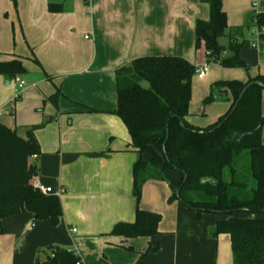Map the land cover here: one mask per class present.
<instances>
[{
	"label": "crops",
	"instance_id": "1",
	"mask_svg": "<svg viewBox=\"0 0 264 264\" xmlns=\"http://www.w3.org/2000/svg\"><path fill=\"white\" fill-rule=\"evenodd\" d=\"M222 1L228 30L221 43L228 46L232 40L243 48L247 35L264 52V40L253 36L264 0ZM50 4L62 5L63 11L51 12ZM209 19V5L201 0H0V63L21 60L26 69L15 78L0 75V123L21 135L27 127L44 124L35 132L42 152L33 160L39 169L35 179L66 189L58 226L39 220L33 226L30 213L3 221L0 264H35L46 258L40 251L48 246L73 251L83 264H136L143 252L144 264H233L230 237L210 235L222 218L198 217L179 201L170 202L181 176L152 165L148 172L157 179L145 184L140 207L161 215L159 235H111L116 224L135 221L133 167L139 159L116 115V71L142 57L172 56L191 63L178 48L192 41L193 31L196 38L197 21ZM201 61L208 62L206 50ZM258 75L264 71L253 77ZM22 82L26 89L16 99ZM58 91L54 104L50 98ZM218 102L223 107L212 115ZM229 108L225 98L208 106L191 100L187 120L205 128ZM8 221L15 230L7 231ZM25 247L27 256L15 260Z\"/></svg>",
	"mask_w": 264,
	"mask_h": 264
},
{
	"label": "trees",
	"instance_id": "2",
	"mask_svg": "<svg viewBox=\"0 0 264 264\" xmlns=\"http://www.w3.org/2000/svg\"><path fill=\"white\" fill-rule=\"evenodd\" d=\"M201 1L209 5L210 19L196 22L197 47L204 44L208 62L250 69L241 57L242 43H221L228 30L223 1ZM49 10L60 13L63 6L50 4ZM256 22L264 26V15L258 14ZM25 73L21 60L0 63V75L15 78ZM195 74L193 64L172 56L138 58L116 71V115L126 125L139 159L133 167L135 221L116 224L111 235L126 239L159 235L161 215L140 207L145 184L157 179L148 172L152 165L181 176L179 193L170 202L179 201L198 217L222 218L210 235L230 237L233 264H264V76L246 82L216 81L203 104L208 106L224 95L230 108L215 123L201 128L187 120ZM59 95L58 91L50 100L56 104ZM43 126L27 127L21 135L18 129L0 123V235L3 221L20 214H33L54 226L63 217L60 197L45 195L33 186L39 169L32 158L42 153L35 132ZM245 152L250 159L248 173L240 174L235 161ZM146 255L141 253L136 264H144ZM79 260L73 251L56 247L52 255L35 264H76Z\"/></svg>",
	"mask_w": 264,
	"mask_h": 264
},
{
	"label": "rangeland",
	"instance_id": "3",
	"mask_svg": "<svg viewBox=\"0 0 264 264\" xmlns=\"http://www.w3.org/2000/svg\"><path fill=\"white\" fill-rule=\"evenodd\" d=\"M253 3L259 6L258 1ZM253 31L256 32L253 35L254 38L261 41L262 39H260L259 35L257 34L258 30L255 29ZM192 35H193L192 41L190 43L186 42V44L182 43V45H180L181 47L178 49H180V51L183 54L187 55L191 63H193L196 66V74L192 81L193 104L202 105L204 100L206 99L205 97H207V95L210 94L212 84L217 80L238 79L242 81H247L250 77H253V75L256 74L257 72L264 71V52L260 51L259 48L252 46L251 39L248 38L247 35H245L246 39H245V44L241 51V57L245 59V62L249 65L250 69L247 70L244 68H225L221 64L214 62L213 60L210 61L209 63L205 61L204 64L207 65L208 72L205 78H201L197 73V69H199L201 66L204 65L201 60L202 58H204L205 55V47L204 44H201L200 47H197L196 38H194V31ZM217 104L219 105L215 107V110H213L212 115H216L217 112L220 110V108L223 107L221 102H218ZM262 111H263V104H262ZM249 163H250V159L248 152L243 153L235 161L236 167L241 170L242 174L248 173ZM14 227L15 224L11 223V221L7 222V231L11 232L12 230H15L16 228ZM32 237H33L32 235L31 236L27 235V240H31ZM26 247L19 253L23 255H16L15 260H19L20 258L27 256L29 252V248L26 249ZM53 248L54 247L51 246L43 248L40 251L41 257H47L52 255ZM36 252L37 250H35V253ZM104 262L106 263L107 260L104 259Z\"/></svg>",
	"mask_w": 264,
	"mask_h": 264
},
{
	"label": "built area",
	"instance_id": "4",
	"mask_svg": "<svg viewBox=\"0 0 264 264\" xmlns=\"http://www.w3.org/2000/svg\"><path fill=\"white\" fill-rule=\"evenodd\" d=\"M256 6V5H254ZM257 34L259 35V37L261 39L264 40V26L262 27H258V31ZM88 39V37H86ZM258 42L253 44L254 47H258ZM225 56L227 55L226 52L223 53ZM209 63V62H208ZM208 72V68L207 65L204 64L203 66H201L199 69H197V73L201 78H205ZM20 91L19 93L16 95V99L18 98V96L21 94V92H23L26 89L25 83H21L20 84ZM1 114V112H0ZM37 156H33V160L36 159ZM33 186L35 189L39 190L40 192H42L45 195H55L58 197H62L64 194H66V189L64 187H59L58 190H55L53 188L50 187H46L44 186L39 180L35 179L33 181ZM76 264H83V262L81 260H79Z\"/></svg>",
	"mask_w": 264,
	"mask_h": 264
},
{
	"label": "water",
	"instance_id": "5",
	"mask_svg": "<svg viewBox=\"0 0 264 264\" xmlns=\"http://www.w3.org/2000/svg\"><path fill=\"white\" fill-rule=\"evenodd\" d=\"M259 84V83H258ZM245 91H246V89L243 91V93H242V95L245 93ZM242 95H241V97H242ZM218 98V97H217ZM219 98H225V96L224 95H221ZM236 109V106L234 107V109H233V111ZM179 193V191H177V194ZM36 221H37V216H34V218H33V226L35 225V223H36Z\"/></svg>",
	"mask_w": 264,
	"mask_h": 264
}]
</instances>
